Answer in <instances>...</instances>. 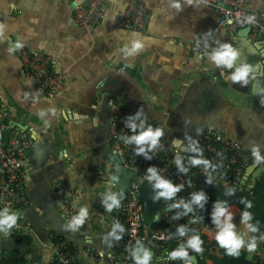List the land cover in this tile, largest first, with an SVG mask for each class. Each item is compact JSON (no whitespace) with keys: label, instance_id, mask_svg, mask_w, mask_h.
Segmentation results:
<instances>
[{"label":"crops","instance_id":"1","mask_svg":"<svg viewBox=\"0 0 264 264\" xmlns=\"http://www.w3.org/2000/svg\"><path fill=\"white\" fill-rule=\"evenodd\" d=\"M132 1L143 2L151 12L144 32L122 28ZM86 3L0 0V103L9 110V121L33 140L25 167L30 205L18 213L23 233L7 237L0 232V255L18 252L25 257V264H55L56 236L97 255V260L83 256L82 264H123L111 251L113 240L103 242L112 223L100 212L101 194L109 190V177H120L119 183H112V191H122L118 186L125 182L124 170L113 161L109 141L116 107L135 112L143 108L148 120L165 126V142L173 144L179 139L183 143L176 145L182 150L189 144L186 137L198 142L205 130L216 129L249 151L259 145L264 155V38L253 39L249 29L234 34L219 30L214 48L230 44L239 52L237 65L253 69L246 85L233 83L227 79L232 70L217 68L208 56L192 51L197 38L218 27V9L193 0H108L98 26L80 27L74 9ZM173 3H179L180 8ZM245 8L264 12V0H247ZM133 33L138 34L135 38L143 42V48L128 57L122 49L134 38ZM15 42L51 57L53 72L68 77L63 94H38L25 77ZM214 92L217 97L211 108H198L200 100ZM254 168L259 170L254 172ZM262 179L264 164L252 165L244 173L243 188L253 189ZM55 184L81 195L82 207L89 210L86 220L95 231L83 233L66 227L51 197ZM216 197L224 200L219 192ZM212 205L207 207L210 214ZM229 207L238 230H243L242 209L236 203ZM205 224L215 238L211 218ZM18 235L25 243L30 238L32 244L21 243ZM215 247L210 264L223 257L221 248ZM242 251L247 259V251Z\"/></svg>","mask_w":264,"mask_h":264},{"label":"built area","instance_id":"2","mask_svg":"<svg viewBox=\"0 0 264 264\" xmlns=\"http://www.w3.org/2000/svg\"><path fill=\"white\" fill-rule=\"evenodd\" d=\"M193 1L209 9H218L221 15L218 27L210 34L197 38L192 45V51L201 57H207L214 49L215 38L220 29H224L230 34H234L240 29H250L253 39L264 38V12L251 11L245 8L247 0ZM107 2L108 0H87L85 5L76 7L74 9L76 24L80 27L98 26L104 18V8ZM250 17L252 18L251 22H249ZM150 19L151 12L148 7L141 1H132L125 11L122 28L128 31L144 32L149 26ZM17 44H20L21 47H17ZM14 49L22 63L26 79L36 88L41 97H56L66 91L68 77L65 73L53 72L51 57L41 52L29 50L22 42H15ZM135 113L133 109L124 106L116 107L112 113L109 141L114 152L113 161L115 164L128 172H132L141 179L142 183L146 184L147 168L153 165L158 167L165 178L175 184H184V189L178 193L177 199H188L194 191L210 189L221 184L225 189L235 188L236 194L242 191L244 173L248 167L254 165L251 151L238 142L229 139L219 130H205L198 141V146L203 149V158L216 165L215 172H212L213 183L208 185L205 183L207 174L202 167H190L187 176L177 171L174 164L175 156L181 155L185 166H188V160L192 154L176 145L165 142L164 137L161 145L149 153L153 156L151 161L145 160L142 156H136L133 150L135 146L125 145L120 139L121 136L131 135L130 130L125 127V120ZM9 118V110L0 103V133L11 131L7 146H4L0 141V209L7 207L11 211L19 213L30 205L25 182V167L26 153L32 148L33 140L27 132L10 122ZM147 123L165 130L163 124L148 119ZM209 171L211 172V170ZM139 189V184L132 183L131 190L122 191L124 198L120 207L110 213L105 211L100 200L101 214L107 216L111 223L119 220L126 229L123 239L120 241L113 240L112 253L123 264H134L130 253L136 241L140 240L153 253L151 264H182L181 261L169 260L167 253L183 243L187 237L172 236L169 238V236L171 233H175L178 225H186L190 230L189 235H191V230L195 229L202 238L204 232L208 231V225L203 219H198L201 217L199 209L179 221H175L171 219L174 212L167 211L166 202L161 200L158 210L160 221L155 222V226L151 230L150 220L146 215V205L138 195ZM51 197L58 211L62 214L67 227L72 217L77 215L82 207L81 195L77 191L66 189L61 184H55ZM167 203H172V201ZM211 205L212 199L209 196V202L206 206L209 208ZM193 219H197V222L191 223ZM95 229L96 227L87 220L78 228L83 233H90ZM15 232L17 234L23 233L19 216L16 225L5 235L12 237ZM162 236L163 238H161ZM203 248L202 254L190 251V255L196 258V264H210V256L216 250L210 240L203 242ZM54 252L55 264H82L83 256L93 257L97 260V255L88 252V250L80 249L68 239L58 236L55 238ZM247 253V260L256 264H264V241L258 243L256 252ZM8 258L9 254L7 253L0 255V264H5Z\"/></svg>","mask_w":264,"mask_h":264},{"label":"clouds","instance_id":"3","mask_svg":"<svg viewBox=\"0 0 264 264\" xmlns=\"http://www.w3.org/2000/svg\"><path fill=\"white\" fill-rule=\"evenodd\" d=\"M172 6L177 9L180 8L179 3H173ZM251 19L250 17L249 22H251ZM132 35L134 38L122 49L124 55L128 57L135 56L143 48V42L135 38L138 37V34L133 33ZM16 46L21 47L20 44ZM238 56L239 52L237 49L233 48L230 44L224 43L214 48L208 54V59L217 68L232 70L231 74L227 77L231 82H241L246 85L253 69L246 64L237 65ZM113 108H115L114 105ZM43 115L44 113L42 112L41 116ZM125 127L130 130L131 135L121 136L120 139L123 143L125 145L135 146L133 150L136 156H142L145 160L151 161L153 156L149 153L155 151L161 145L162 138L165 136V130L161 127H154L148 124L143 108H140L134 115H130L126 118ZM186 139L189 140V144L184 148V151L192 155L188 160V166H185L184 159L181 155L177 154L175 156L174 164L177 171L187 176L190 167H202L207 174L205 176V183L212 185V172H215L216 165L211 163L210 160L203 158V149L198 146L197 141L191 137H186ZM182 143L183 142L179 139L173 140V145ZM251 155L254 160V165L259 166L264 164V155L261 154L259 145H254L252 147ZM209 170H211V172ZM145 179L154 192V195L151 197L152 201H165L167 204L166 210L174 212V215L171 217L172 220L179 221L183 217L194 213L196 209L205 210L209 202V196L204 190L192 192L188 199H177L178 193L184 189V184H175L171 180L165 178L158 167L154 165L147 168ZM109 180V190L101 194V203L105 211L110 213L114 209L120 207L124 194L122 191L116 192L111 190L112 183H119V175H111ZM235 194V188H227L225 191V195L229 197L235 196ZM169 201H172V203H167ZM240 203L244 206V210L240 213V225L243 230H238L237 224L234 223L235 214L230 209L226 200L217 199L212 205L210 214L211 223L215 228L216 243L220 248L225 250L228 256L232 257H239L242 249L249 253H254L258 248V241H264V234L259 236L256 235L260 233V226L259 222L254 220L253 213L250 211L253 208L252 201L242 198ZM88 216V208L81 207L78 214L72 217L67 227L73 231L77 230L85 223ZM198 219H203V217H199ZM17 220L18 213L11 211L7 207L0 209V232L8 234L16 225ZM153 220L154 222L160 221L158 213L154 215ZM196 222L197 219L191 221V223ZM125 231V227L119 220H116L111 225V231L103 238V242L108 243L110 240L120 241L123 239ZM189 232L190 230L186 225H178L175 233L170 234L169 238L176 236L179 238L187 237V239L167 253L169 260L181 261L182 264H196V258L190 255V251L192 253L202 254L204 251L203 240L195 229L191 230V235H189ZM161 238H163V236ZM109 246H111V244H109ZM130 256L134 264H151L153 260L151 249L146 247L140 240L136 241Z\"/></svg>","mask_w":264,"mask_h":264},{"label":"trees","instance_id":"4","mask_svg":"<svg viewBox=\"0 0 264 264\" xmlns=\"http://www.w3.org/2000/svg\"><path fill=\"white\" fill-rule=\"evenodd\" d=\"M204 191L208 194V196L211 197L213 203L218 199L216 197V192H219L221 194V197H223L224 200L228 202V204L236 203L242 209V211L244 210V206L243 204L240 203V200L243 198V199L252 201L253 208L250 211H252L254 220L258 221L259 226H260V233H257L256 235L259 236L263 234V229H264L263 227L264 226V179H262L253 189L248 190V189H245L244 187L241 192L231 197L225 195V191L222 189L221 185L214 186L210 189H205ZM254 197H257V198L254 199ZM199 214L203 215V219L205 220V222L206 221L208 222L210 220V213L208 211L207 206L205 210L199 209ZM15 234L13 235V237H16ZM21 237H22L21 235H18V238H21ZM202 240L203 242L210 240L214 246H219L216 243L215 238L211 237V235L208 232H204ZM20 242L25 245L32 244V240L30 238H28L27 240V242L29 243H25L23 237ZM259 242L260 241H258V243ZM221 251L223 253V257L215 258L214 259L215 264H254L251 261L246 259L245 253L242 250H241V254L239 255V257L228 256L225 250L222 248H221ZM25 263H26L25 257H21V255L18 252L9 253V258L5 261V264H25Z\"/></svg>","mask_w":264,"mask_h":264},{"label":"water","instance_id":"5","mask_svg":"<svg viewBox=\"0 0 264 264\" xmlns=\"http://www.w3.org/2000/svg\"><path fill=\"white\" fill-rule=\"evenodd\" d=\"M249 31H250V29H249ZM234 41L237 42L236 40H234ZM216 97H217V94L215 92L214 93H208L205 97H203L200 100L198 108H201L203 110H209L211 108V106L213 105V102L215 101ZM17 127H19V126L17 125ZM19 128H21V127H19ZM10 135H11V131H5V132L0 133V141L4 144V146L8 145ZM176 146L181 147L179 145H176ZM29 150L27 151L26 155L28 154ZM119 167L122 168L121 166H119ZM258 170H259L258 168H254V172H257ZM124 171H126V170H124ZM124 171L122 172V174H123V176H125V182L120 184L118 187H120V190H122V191H129L132 188V183H137L140 185L138 195H139L140 199L146 205V215H147L148 219L150 220V229L152 230L155 226V222L153 220V217H154V215H156L158 213L159 202H153L152 201L151 197L154 195V192L148 184L142 183L141 179L138 176L134 175L132 172L126 171V172H128V173H126ZM261 174H262V172L260 174H258L255 177V179L259 178V176Z\"/></svg>","mask_w":264,"mask_h":264}]
</instances>
